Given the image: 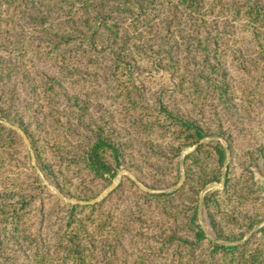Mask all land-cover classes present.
I'll return each mask as SVG.
<instances>
[{
    "label": "trees",
    "instance_id": "obj_1",
    "mask_svg": "<svg viewBox=\"0 0 264 264\" xmlns=\"http://www.w3.org/2000/svg\"><path fill=\"white\" fill-rule=\"evenodd\" d=\"M234 21L249 27L264 55V0H0V167L12 163V159L21 154L20 158L28 162L27 167L33 177L28 186H24L18 177H10L11 174L3 176L11 180L0 181V264H5L11 255L1 238L9 228L15 234L19 232L24 207L33 197H27L25 193H33L34 186L43 191L46 189L37 176L36 168L65 198L54 193L62 209L66 210L63 228L54 238L56 254L50 256L36 251L32 264H96L95 243L100 244L104 253L110 249L114 253L116 248L115 237L108 238L110 221L100 220L110 213V206L103 205L101 201L86 203L94 195L75 187V178L69 176L68 168L76 165V175L83 174L93 180L105 175L111 179L120 169L131 171V166H134L144 169L150 176L151 182L145 186L165 189L180 180L178 158L181 151L196 144V149L185 155L183 161L185 167L189 163L198 166V171L191 175L185 168L183 184L173 191L152 193L140 188L128 176L123 175L122 178L130 182L146 202L162 205L163 209L179 199L189 201L190 205L185 210V215H188L185 226L189 235L177 237L171 234L166 242H162L167 249L179 253L186 250L183 264H264V245L258 248L252 244L255 233L237 244L217 241L241 240L245 232L264 219V214L250 215L249 206L255 199L249 201V196L239 190L238 185L232 187L230 162L222 175L226 161L223 144L220 141L215 145L200 144L201 139L213 133L205 131L197 119L168 108L164 101L170 93L188 89L192 94H199L203 90V80L197 78L206 69V63H213L220 56L218 47L222 35L227 32V24ZM35 38H39L38 41H34ZM37 49L42 50L43 57L58 69L57 72L47 74L40 85L23 78L14 81L13 77L21 67L18 68L11 58L17 53ZM181 51L188 60L197 64L189 67L196 73L180 67L177 57ZM22 62L26 64L29 60L25 58ZM149 66L162 71L159 80L164 74L171 76L168 82L162 81L157 91H153L157 96L154 100L155 105L158 104L157 110L150 108L142 95ZM180 71L181 74L178 73ZM61 79L70 86L74 83L81 86V92H87L85 96L90 97L95 92L94 97L99 98L103 92L109 91L124 113L139 117L135 116L139 123L134 127L143 130L144 134L156 136L158 140L144 145L146 154L151 150L155 155H141L138 149L139 155H130L124 148L126 142L112 134L114 130L104 131L110 121L107 124L103 121L95 130L89 131V136L75 127L69 129L71 135L86 138L80 147L79 159L43 156L41 149L49 141L41 136L40 125L50 119L57 126L65 124L66 130L71 126V119L65 110L70 107L72 111H82L91 105L90 101L85 102V96L76 94L74 103L67 105L61 99L66 92L59 94V90L66 89L60 85ZM189 81L191 85L188 88L186 84ZM227 84L224 81L209 87L205 83V89L211 92L218 90L222 95L226 91L222 85ZM29 92L46 98L34 114L26 102ZM43 109L46 112L40 120L38 113ZM21 132L27 137L30 149ZM54 139L52 144L56 147L70 144L67 138L56 136ZM30 152L34 156V165ZM163 152H167L166 155H162ZM131 156L145 159L144 165H137ZM135 176L138 177L137 174ZM67 180L71 185L66 184ZM222 180L223 187L204 194L201 203L205 222L214 240L196 222L197 203L202 188ZM236 181L240 185V177ZM114 191L105 198H110ZM66 199L75 202H64ZM227 214L232 217L226 222L242 226V231L223 233L222 219ZM259 231L264 234V224Z\"/></svg>",
    "mask_w": 264,
    "mask_h": 264
},
{
    "label": "rangeland",
    "instance_id": "obj_2",
    "mask_svg": "<svg viewBox=\"0 0 264 264\" xmlns=\"http://www.w3.org/2000/svg\"><path fill=\"white\" fill-rule=\"evenodd\" d=\"M226 27L227 32L222 35L221 45L218 47L220 56L213 63H206V69L197 78L203 80V90L199 94H192L186 88L187 91H183L184 93H170L171 95L165 96L164 101L168 108L174 109L175 112L186 117L190 118L191 116L197 119L205 131L213 133L201 139L200 144L215 145L219 141L223 144L226 149L225 165L227 166L230 162L231 166L232 187L235 184L238 185V189L249 196V201L252 202L255 199L249 206L250 215L253 217L255 214L261 216L264 214V55L261 47L256 43L255 37L249 32V27L243 22H229ZM38 39L35 38L34 41H38ZM41 51L40 49L28 50L23 54L17 53L11 58L18 68L21 67V71L13 77V79L15 78L14 81L23 78L40 85L47 74L53 75L57 72L58 69L43 57ZM25 58L29 60L26 64L22 62ZM177 61L180 63V67L186 71L197 66L193 60H188L182 54V51L178 55ZM143 63L147 62L143 61ZM189 71L196 73L191 69ZM146 73L148 74L147 83L145 84L146 87H143L142 95L144 101L148 102L149 107L157 110L158 104L155 105L154 103L157 96L156 92L153 93V91H157L158 85L162 81L168 82L170 80L168 78L171 76L164 74L163 79L159 80L162 71L151 69L150 66ZM178 73L181 74L182 71ZM224 81L228 84L222 85L223 88H226L222 95L218 90L211 92L205 89V83H208L211 87L214 83L221 84ZM60 83L66 89L65 91L59 90V94L66 92L61 96V99L66 101L69 106L74 103L75 94L84 97L87 93L85 91L81 92V86L75 83L70 86L67 81L62 79ZM190 85L191 81L187 82L186 86L188 88ZM94 93L90 97L85 96V102L90 101L91 103L87 109L72 111L69 107L65 110L67 116L71 119V126H67L66 130L65 124L58 123L61 126H57L50 119L45 124L40 125L41 136L49 141V143L44 144L45 148L42 147V155L54 156V158L55 155L59 157L67 156L73 161L79 159L77 156L80 155V147L85 143L86 138L83 135H71L68 133L69 129L75 127L76 130L83 131L85 135L89 136L91 135L89 131L95 130L103 121H106V124L107 121H110V125H105L104 131L114 130L112 134L115 138H120L122 142H126L124 148H126L127 153L130 152V155H139L136 152L137 149L141 155H155L151 150L150 154H146L144 145L158 139L155 135L144 134L143 130L134 127L139 123L136 122L135 116L137 115L129 112L124 113L120 103L113 101V96L109 91L103 92L99 98H95ZM28 95L29 98L26 102L31 105V114H34L38 111L36 109L39 108V104L44 103L46 98H39L36 93L29 92ZM68 96H70L69 99ZM45 112L46 109H43L38 113L40 120L43 119ZM78 116L80 120H78ZM137 118L139 117L137 116ZM56 136L67 138L70 144L64 143L61 146L57 144L58 147L53 146L52 143L55 142L54 138ZM193 147L194 145L185 147L178 158L181 176L183 175L182 184L185 178V168L188 169L191 175L199 168L193 163H189L185 167L183 161L185 155L191 154L196 149ZM30 153L31 163L34 165V156L32 152ZM166 153L163 152L162 155H166ZM4 155H7L6 151H4ZM19 155L21 154H17L12 159V163L8 162L0 167V181L5 179L3 176L11 174L10 177L16 176L24 186H28L33 177L28 170V162L21 159ZM131 160H134L140 166L145 163V159L138 160L135 156H131ZM58 162L60 163L59 160ZM224 166L222 168L223 172L221 171L222 175L226 171ZM77 169L76 165H71L68 168L69 176L75 178L73 180L75 187L83 189L86 194L92 193L91 195H94L93 199L98 198L118 176L117 174L123 171L110 198H105L107 193L96 201L104 202L103 205L106 203L107 206H110V213L102 218L104 220H100L110 221L111 233L108 238L115 237L114 246L116 247L114 253L111 249L104 253L100 244L95 243L96 264H183L186 250L183 249L179 253L176 250L162 246V242H166L171 234L177 237L189 235L185 226V221L188 218V215H185V210L190 205L189 201L179 199L174 203L175 205L171 204L163 209L164 206L162 205L155 206L154 203L146 202L138 192L134 191L130 182L122 177L123 175L128 176L140 188L149 192L153 190L173 191L178 183L165 189L148 188L145 185H149L148 183L151 182L150 176L146 175L144 169H136L134 166H131V171L120 169L111 179L108 175H105L104 178H94L93 180H89V177L85 178L83 174L76 175L75 171ZM3 170L5 171L4 174L1 173ZM36 173L46 189L43 191L38 186H34L32 191L35 195L32 192H23L27 197L31 195L33 197H31L29 204L24 207L25 214L21 218L22 225L19 232L15 234L9 228L5 236L1 238L2 244L6 245L7 250L11 252L5 264H32L36 251L50 256L56 254L54 253V238L63 228L62 221L66 209H62V204L56 199L55 194L64 197L45 179L38 168H36ZM237 177H240V185L237 183L238 180L234 182ZM8 179L11 180V178L5 180L8 181ZM220 183H223V180L210 183L202 188L197 203L198 207L200 204V208H197L196 222L205 229L206 235L212 239H214L213 233L205 222L204 209L201 203H203L204 194L223 187L213 185ZM66 184L71 185V182L67 180ZM69 201L75 202L67 199L64 202ZM135 207H141L140 211ZM93 215L98 216L96 213H93ZM231 217V214H227L222 219L224 223L223 233L228 231L239 233L243 230L242 226L233 224L232 221L226 222ZM263 224L264 219L255 223L250 230L242 235L241 240L235 242L217 241L225 244H237L255 233L256 238L252 244L260 248L264 245V234L259 231ZM197 252L201 253L202 251L197 250Z\"/></svg>",
    "mask_w": 264,
    "mask_h": 264
},
{
    "label": "water",
    "instance_id": "obj_3",
    "mask_svg": "<svg viewBox=\"0 0 264 264\" xmlns=\"http://www.w3.org/2000/svg\"><path fill=\"white\" fill-rule=\"evenodd\" d=\"M21 134H22V136H23V138H24V140H25V142H26V144H27V146H28V148L30 149V144H29V141H28V139H27V137L21 132ZM200 142V141H199ZM198 145L196 144V145H194V147L193 148H196ZM226 169V165L224 166V170ZM223 172V171H222ZM123 173V171H121V172H119V174H117L118 176L113 180V182L107 187V189H105V191L98 197V198H95V199H92V200H90V201H88V203H94V202H96L97 200H100L105 194H107V193H109L110 191H112L115 187H116V185H117V183L119 182V180H120V177H121V174ZM182 181H183V175L181 176V179H180V181L178 182V184L174 187V190L176 189V188H178L181 184H182ZM214 186H218V187H222L223 186V183H220V184H213ZM152 192H169V190H153ZM198 208H200V204H199V207ZM198 210H200V209H198ZM202 227V226H201ZM203 228V227H202ZM203 230L205 231V229L203 228ZM206 232V231H205ZM246 238V237H245Z\"/></svg>",
    "mask_w": 264,
    "mask_h": 264
}]
</instances>
